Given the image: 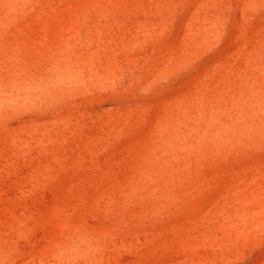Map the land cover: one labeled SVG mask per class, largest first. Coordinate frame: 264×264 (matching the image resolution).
Returning <instances> with one entry per match:
<instances>
[{"label": "rangeland", "instance_id": "obj_1", "mask_svg": "<svg viewBox=\"0 0 264 264\" xmlns=\"http://www.w3.org/2000/svg\"><path fill=\"white\" fill-rule=\"evenodd\" d=\"M0 264H264V0H0Z\"/></svg>", "mask_w": 264, "mask_h": 264}]
</instances>
